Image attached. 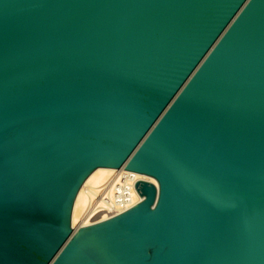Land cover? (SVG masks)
Listing matches in <instances>:
<instances>
[{"label": "water", "instance_id": "1", "mask_svg": "<svg viewBox=\"0 0 264 264\" xmlns=\"http://www.w3.org/2000/svg\"><path fill=\"white\" fill-rule=\"evenodd\" d=\"M0 264H264V0H0Z\"/></svg>", "mask_w": 264, "mask_h": 264}, {"label": "built area", "instance_id": "2", "mask_svg": "<svg viewBox=\"0 0 264 264\" xmlns=\"http://www.w3.org/2000/svg\"><path fill=\"white\" fill-rule=\"evenodd\" d=\"M137 182L139 180L134 172L124 169L117 170L109 182L91 198L90 208L87 212L90 214L87 219L89 224L109 220L141 202L140 198L137 203L131 205L133 194L138 193L135 188ZM155 185L158 187V184Z\"/></svg>", "mask_w": 264, "mask_h": 264}, {"label": "bare ground", "instance_id": "3", "mask_svg": "<svg viewBox=\"0 0 264 264\" xmlns=\"http://www.w3.org/2000/svg\"><path fill=\"white\" fill-rule=\"evenodd\" d=\"M116 169H97L94 171L89 178L83 184L82 189L78 193L72 214V225L76 229L79 226H89V222L87 221L90 214H88V210L90 208V201L93 198L97 191L101 189L105 184H107L110 178L115 174ZM137 180L139 181H149L153 184H156V181L152 178L145 177L143 175L134 173ZM90 190L88 191V189ZM140 200V196L138 193L133 194L131 205L137 203Z\"/></svg>", "mask_w": 264, "mask_h": 264}, {"label": "snow or ice", "instance_id": "4", "mask_svg": "<svg viewBox=\"0 0 264 264\" xmlns=\"http://www.w3.org/2000/svg\"><path fill=\"white\" fill-rule=\"evenodd\" d=\"M144 255H145L146 258L151 257V255H152V249L151 248H146L144 250Z\"/></svg>", "mask_w": 264, "mask_h": 264}]
</instances>
